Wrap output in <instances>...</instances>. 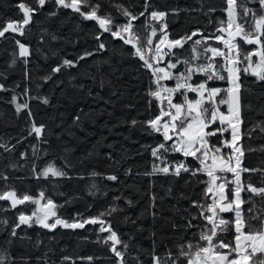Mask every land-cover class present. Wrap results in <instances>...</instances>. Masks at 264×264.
Listing matches in <instances>:
<instances>
[{
	"label": "trees",
	"instance_id": "obj_1",
	"mask_svg": "<svg viewBox=\"0 0 264 264\" xmlns=\"http://www.w3.org/2000/svg\"><path fill=\"white\" fill-rule=\"evenodd\" d=\"M21 3L34 9L31 23L24 27L18 7ZM89 3H99L97 14L113 19V31L115 25L127 22L124 9L138 16L133 24L143 39L153 27L158 29L154 42L159 39L163 23L167 24L171 39L199 29L200 34L193 37L196 40L201 35L211 36L220 27V21H227L226 0ZM247 6L257 10L260 7L257 0H251ZM82 11L88 12L89 8L84 6ZM152 11L167 15L162 22L154 21L150 17ZM141 12L145 14L140 16ZM9 22H16L21 30H9L0 37V84L4 85L0 89V195L15 190L18 197L27 194L36 198L42 191L45 200L50 198L54 202L56 216L70 221L96 218L103 223L49 229L32 222L16 228L19 215H31L34 203L12 208L8 200H0V255L8 257L7 264H118L111 251L112 242H106L110 232L101 231L103 225H110L128 245L127 249L116 245L125 254V264H153V256L171 264L182 246L187 251V244L196 245L201 231H207L205 225L211 227L200 215L201 209L193 205V201L211 204V196L205 195L208 176L204 172L193 175L192 171L181 170L179 175L175 174L177 165L191 170L201 168L199 161L170 150L174 141H165L161 131L146 123L159 115L161 107L149 95L150 89L155 90L152 71L144 66L132 45L104 31L96 20L57 5L56 0H46L42 7L38 0H0V30ZM17 41L25 45L28 55L20 56ZM236 42L243 53L258 47L244 43L240 37ZM101 43L103 49L99 48ZM207 43L222 47L215 39ZM191 47L189 41L183 48L168 51L166 63L188 60V64L178 63L173 69L183 73L190 66L208 63L210 52L194 60ZM202 48L203 45L199 46L198 51ZM212 59L217 66L223 63L221 57ZM66 60L71 65H66ZM246 66L241 64L239 72L238 143L244 149L242 167L264 169V81L250 71L244 72ZM58 67L60 70L54 71ZM218 70L225 75L223 68ZM202 80H206V74L196 72L193 82ZM209 84L227 89L225 80H210ZM175 100L181 101L180 95ZM18 104L27 107L17 111ZM33 124L44 126L40 135L32 131ZM220 127L215 124L210 129ZM229 136L227 130L209 137L208 142L222 146ZM161 143L169 150L161 149L159 156H153L152 149ZM225 149L222 146V151ZM49 165L66 175H37ZM165 167L169 168L168 173L156 170ZM110 176L117 179H109ZM241 179L264 187L260 172H243ZM250 195L242 193L245 200ZM253 205L254 213L260 212L264 210V200L257 196L242 205L245 219L256 229L259 220H252L247 212ZM112 208L116 211L111 212ZM219 215L234 220L232 212ZM248 230L245 227L244 231ZM234 235V226H230L227 232L219 234V239L233 241ZM177 264H186V259L180 256Z\"/></svg>",
	"mask_w": 264,
	"mask_h": 264
},
{
	"label": "snow or ice",
	"instance_id": "obj_2",
	"mask_svg": "<svg viewBox=\"0 0 264 264\" xmlns=\"http://www.w3.org/2000/svg\"><path fill=\"white\" fill-rule=\"evenodd\" d=\"M45 2L46 0H38V4L41 7ZM250 2L251 0H239V2L238 0H226L227 8L225 11L227 12V21H220V27L211 36L201 35L200 39L193 40V37L200 34V30L197 29L179 39H169L166 31L167 24L163 23L159 29V40L154 43L153 38L157 36L158 29L153 27L150 35L146 39H143L133 24V21H136L138 16L133 15L126 9L123 10V15L128 18L127 22L122 25H115L117 30L113 31V19L110 16L101 17L97 14L100 9L99 3L92 5L89 3V0H71L70 3L66 2V0H56L59 6L71 8L86 19L97 20L104 31L111 32L114 37H120L126 44H130L135 48V54L144 61L146 68L152 70V74L155 77L154 82L157 85V89L155 91L150 89L149 95L155 97L161 105L159 115L146 123L157 132H160L162 128L165 141L172 140L173 135L178 137L170 150L182 152L184 156L195 157L202 166L201 168L191 170L183 167V165H177L175 174L179 175L181 170L192 171L193 175L202 171L209 177L205 195L212 194V203L205 206L199 204L197 201H193V205L201 209L200 215L203 216L204 220L211 227L205 225L207 231H201L196 245L189 242L186 246L187 251L182 246L179 256L176 260L171 261V264H177L180 256L186 259V264H264V210L254 213L253 209L255 205L247 209L248 214L251 215V219L259 220L260 222L259 228L253 229L250 226V222L245 219L244 209L242 208V205L250 203L253 197L258 196L264 200V187H256L253 183L243 182L241 179L243 172H260L264 176V169L243 168L242 157L244 156V149L242 145H238L237 143L241 139L238 131V126L241 123L239 97L241 89V85L239 84L240 65L246 64L247 66L243 68L244 72L251 70L252 75L256 76L258 80L264 81V0H257L260 6L258 10L249 8L247 4ZM84 6L89 8L88 12L82 11ZM18 7L24 12L25 19L23 20V25L29 24L31 13L34 9L26 6L24 3L19 4ZM144 14V12H141L139 15L143 16ZM166 15L167 13L159 11H152L150 13L152 20L161 22ZM225 23L226 27L224 26ZM9 30L17 32L21 29L16 22H9L0 30V37H3ZM21 34H23L22 31ZM237 37H240L248 45H257L258 47L253 51L243 53L236 42ZM209 39L222 42L224 48L212 47L207 43ZM189 41H192V59L197 60L200 56L210 52L211 58H208V63L188 67L187 76L181 73L176 77L177 83L174 88L161 87L160 81L172 79L173 74L165 68L154 67L150 60H155L159 64L163 56L170 54L167 50L183 48ZM17 43L19 44V41ZM202 45V51H198L199 46ZM19 47L21 50L20 56L28 55V49L25 45L19 44ZM99 48L103 49L104 44L101 43ZM145 49H147L148 53L152 54L150 58H146ZM85 55H91V53H86ZM254 56L258 57V60L255 62L253 61ZM215 57L223 58L224 64L215 65L212 59ZM83 58L81 57V59ZM64 63L71 65L72 62L66 60ZM178 63L188 64L189 61H180L179 59H177L176 63L169 61L168 68L174 69ZM219 68H223L227 75L221 74L218 70ZM59 70V67L54 69V71ZM196 72L205 73L206 80L199 85L193 86L187 81ZM216 79L227 80L230 83V87L227 89L208 88L207 81ZM3 88L4 85L0 84V89ZM182 89L197 93L198 98L191 100L185 96L183 103H173L172 94ZM221 92L227 94V99L221 98L217 104L216 99ZM161 93H168V95L163 96ZM181 94L183 95V93ZM13 100L15 101V97H13ZM165 101L167 110L163 107ZM44 103H47V99L44 100ZM206 104L209 106L206 107ZM220 104L227 105V115L219 110ZM26 107V104H18L17 111ZM165 117L168 119H163ZM217 121L220 125L226 123L228 128L220 127L206 131V129L216 124ZM135 123L136 121H133V124ZM43 127V125L37 127L33 124L32 131L40 135ZM228 129H231V140L223 141L222 146H227L232 151L225 156L222 152V146L210 145L208 138L222 134ZM261 131L264 132V128H261ZM169 133H172V135ZM161 149L165 152L169 150L165 143H161L157 148L152 149V155L159 156ZM249 151H253V149H249ZM24 155L23 153L21 154L22 157ZM233 159H235V163H233ZM33 170L35 172V166ZM156 170L164 173L169 172V168L167 167ZM218 173H232L234 179L228 181ZM50 174L52 176L66 175L65 172L51 165L37 173L38 176L42 175L44 177ZM109 179L116 180L117 177L110 176ZM230 185H233V187H230ZM242 193H250L251 195L245 200ZM44 198L45 194L42 191L39 193V198H34L27 194L18 197L15 190L4 192L0 195V200L11 201L12 208H15L17 205H23L26 202H32L39 206L31 215L21 213L18 217L19 223L15 226L16 228H19L20 224H31L32 222L39 223L44 228L49 229H54L57 225L65 228H83L87 223H103V221H98L97 219L74 223L62 220L56 216V212L54 211L55 205L50 198L47 199L46 203H41V200ZM115 211L116 208L111 209V212ZM228 212L235 214L234 220H225L219 215L220 213ZM50 216L56 217L54 223L50 224L47 222ZM33 218H35L34 221ZM189 226L191 227V223H189ZM230 226H234L235 235L233 241L225 242L224 240H220L219 234L227 232ZM245 227L249 229L247 232L244 231ZM101 231L110 232V235L106 238V242H112L111 251L118 258V264H125V254L118 250L116 245L120 244L124 249H127L128 245L118 238L117 233L111 230L110 225L107 229L101 227ZM12 235H16L15 228ZM200 241L203 243L201 244ZM224 249H227V251H223ZM64 259L67 260L69 258L64 257ZM88 259L91 260L92 258L89 257ZM7 262L8 257L0 255V264H7ZM153 264H169V261L153 256Z\"/></svg>",
	"mask_w": 264,
	"mask_h": 264
},
{
	"label": "rangeland",
	"instance_id": "obj_3",
	"mask_svg": "<svg viewBox=\"0 0 264 264\" xmlns=\"http://www.w3.org/2000/svg\"><path fill=\"white\" fill-rule=\"evenodd\" d=\"M226 16H227V12H226ZM97 21V20H96ZM98 22V21H97ZM99 24V23H98ZM227 26V25H226ZM115 30H117V29H115ZM114 30V31H115ZM168 33V32H167ZM168 36H169V34H168ZM169 39H171L170 37H169ZM159 40V39H158ZM157 40V41H158ZM156 42V41H155ZM154 42V43H155ZM222 43V42H221ZM163 47V46H162ZM224 48V45H223V43H222V47H221V49H223ZM172 49H170V50H167V51H171ZM145 55H146V58H150L151 56H152V54L151 53H148L147 52V49H145ZM210 55H211V53H210ZM165 57L166 56H163L161 59H160V61H159V64H157L156 63V61L155 60H150V62H152L153 63V66L154 67H161V68H165L166 70H168V71H170L172 74H173V78L172 79H166V80H161L160 81V86L161 87H167V88H174L175 86H176V83H177V80H176V77L177 76H179L181 73H183V72H176V71H174L173 69H170V68H168V63H166V61H165ZM222 59V65L224 64V60H223V58H221ZM258 60V57H255L254 56V58H253V61L255 62V61H257ZM195 67V66H194ZM151 70V69H150ZM152 71V70H151ZM250 72H251V70H249ZM221 72V71H220ZM185 76H187V72H184L183 73ZM221 74H222V72H221ZM194 75H196V73H194L192 76H191V79L190 80H188L187 82L188 83H190V84H192L193 86H196V85H199L201 82H204L205 80H202V81H200V82H198V83H194L193 82V78H194ZM227 75V73H226V71H225V76ZM155 78V77H154ZM216 80H219V79H216ZM219 81H221V80H219ZM226 82H227V88H229L230 87V83L227 81V80H225ZM183 82V81H182ZM210 83V81H207V87L208 88H223V87H225V86H223V85H220V84H217V85H210L209 84ZM157 89V85L155 84V90ZM154 90V91H155ZM181 93H183V95L181 94ZM161 95H163V96H167L168 95V93H161ZM178 95H180V97H181V101H177V100H175V98L178 96ZM192 95V96H191ZM185 96H187V98L188 99H191V100H195V99H197L198 98V94L197 93H194V92H191V91H189V90H187V89H182L181 91H179V92H176V93H174V94H172V100H173V103H183L184 102V97ZM221 98H223V99H227V94L224 92V95L221 97V93L219 94V96L217 97V99H216V103L218 104V102H219V99H221ZM206 107H208L209 105H205ZM163 107L165 108V110H167V104H166V101H165V103H164V105H163ZM219 110L221 111V112H223V113H225L226 115H227V113H228V108H227V105L226 104H220L219 105ZM163 119H168L167 117H165V118H163ZM216 124H219V122L217 121V123ZM215 125V124H214ZM220 125V124H219ZM221 127H223V128H228V126H227V124L225 123L224 125H220ZM213 129H215V128H213ZM213 129H206V131H209V130H213ZM228 131H229V134H230V136H229V141L231 140V129H228ZM238 131H239V134H240V124H239V126H238ZM161 132L163 133V129L161 128ZM170 135H172V133H169ZM178 139V137H176L175 135H173V141L175 142L176 140ZM225 141V140H224ZM238 143V142H237ZM223 145V144H222ZM238 145H239V143H238ZM216 146V145H215ZM226 149H225V152L224 151H222L223 152V154L225 155V156H227L231 151H232V149L231 148H229V147H227V146H224ZM192 157V156H191ZM195 158V157H194ZM199 161V160H198ZM233 163H235V159H233ZM202 167V166H201ZM174 170H176V166L174 167ZM219 175H221V176H223V177H225L228 181H232L233 179H234V176H233V174L232 173H218ZM208 180H209V177H208ZM210 196H211V203H212V194L210 193ZM36 198H39V196L38 197H36ZM46 201L47 200H45V199H43V200H41V203L43 204V203H46ZM35 205V207H34V210L36 209V208H38L39 206L38 205H36V204H34ZM210 214V213H209ZM235 215V214H234ZM58 217V216H57ZM60 218V217H59ZM55 219H56V217H49L48 218V220H47V222L48 223H54L55 222ZM60 219H62V220H66V219H63V218H60ZM90 219H96V218H85V219H83V220H75V221H70V220H66V221H68V222H70V223H74V222H77V221H79V222H83L84 220H90ZM35 220V218H33V221ZM36 224H38V225H40V226H42L41 224H39V223H36ZM57 227H63V226H61V225H57ZM103 227L105 228V229H107L108 228V226H104L103 225ZM63 228H65V227H63ZM73 229V228H72ZM109 235H110V233H109ZM223 251H227V249H224Z\"/></svg>",
	"mask_w": 264,
	"mask_h": 264
},
{
	"label": "water",
	"instance_id": "obj_4",
	"mask_svg": "<svg viewBox=\"0 0 264 264\" xmlns=\"http://www.w3.org/2000/svg\"><path fill=\"white\" fill-rule=\"evenodd\" d=\"M21 10V13H22V15H23V20L25 19V16H24V12H23V10L22 9H20ZM31 18H32V15H31ZM31 23V20H30V22H29V24ZM28 25V24H27ZM22 26L24 27V26H26V25H23L22 24ZM225 36H226V33H225ZM9 201V203H10V205H11V201L10 200H8ZM21 205H17L15 208H18V207H20Z\"/></svg>",
	"mask_w": 264,
	"mask_h": 264
}]
</instances>
